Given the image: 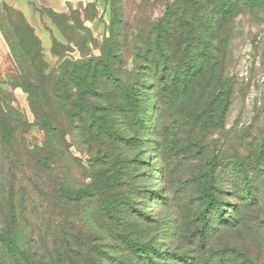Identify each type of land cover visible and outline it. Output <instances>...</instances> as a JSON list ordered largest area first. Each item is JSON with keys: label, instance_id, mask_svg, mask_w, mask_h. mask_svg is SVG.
<instances>
[{"label": "rangeland", "instance_id": "obj_1", "mask_svg": "<svg viewBox=\"0 0 264 264\" xmlns=\"http://www.w3.org/2000/svg\"><path fill=\"white\" fill-rule=\"evenodd\" d=\"M175 1L91 0L28 16L0 1V131L12 128L0 138V210L12 193L25 198L24 243L38 261L264 264V170L248 175L259 178L250 201L226 171L264 150V9L229 26L224 112L190 123L162 101L154 43L179 17L165 14ZM129 241L160 256L146 262Z\"/></svg>", "mask_w": 264, "mask_h": 264}, {"label": "trees", "instance_id": "obj_2", "mask_svg": "<svg viewBox=\"0 0 264 264\" xmlns=\"http://www.w3.org/2000/svg\"><path fill=\"white\" fill-rule=\"evenodd\" d=\"M176 2L177 0L166 5L165 14L173 15L179 12V17L169 22L170 26L164 29V36L158 33L160 38L158 42L154 41L162 56V63L158 68L159 79L161 78L163 82L160 87L161 96L165 97H161L162 101L178 102L179 111L190 116L185 117L190 123H194V119L202 121L218 114L221 116L224 112L221 105L225 107L228 105L233 90V84L223 76L222 59L219 57L225 49L224 43L227 40L229 26L243 9L248 11L258 7L264 9V0H200L178 4ZM173 25L179 26V38L176 37ZM148 43L150 44L151 40H148ZM165 45L168 46V50L165 49ZM177 54L179 59L176 60ZM124 98L129 100L126 94ZM186 103H193V106L188 108L185 106ZM5 114L0 109V126L6 123ZM11 129L10 132L0 131L2 142L11 141ZM263 153V148H259L256 152H250V155L237 157L226 170L230 172L229 184L247 201L252 200L254 186L259 182V178H250L248 175L259 176L264 170ZM9 163L11 171L18 164L12 159H9ZM14 183L9 186L10 190L15 188ZM85 193L87 190L80 189L70 195L72 198L73 196L79 198ZM24 202L25 198L13 196L12 193L5 198L4 210H0V264H47L45 261H38L34 256L31 249L33 245L24 243L25 232L20 223ZM28 219L26 215L27 222ZM129 242L130 252L146 262H152L150 252L160 256V252L154 248Z\"/></svg>", "mask_w": 264, "mask_h": 264}, {"label": "crops", "instance_id": "obj_3", "mask_svg": "<svg viewBox=\"0 0 264 264\" xmlns=\"http://www.w3.org/2000/svg\"><path fill=\"white\" fill-rule=\"evenodd\" d=\"M6 6L21 11L24 15H31L32 7H40L55 12L66 11L70 5L82 3L85 4L91 0H0ZM9 53L4 35L0 27V66L5 56Z\"/></svg>", "mask_w": 264, "mask_h": 264}]
</instances>
